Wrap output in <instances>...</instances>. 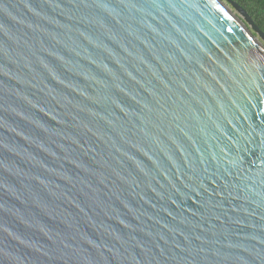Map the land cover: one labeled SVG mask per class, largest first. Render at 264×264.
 <instances>
[{"label": "water", "instance_id": "95a60500", "mask_svg": "<svg viewBox=\"0 0 264 264\" xmlns=\"http://www.w3.org/2000/svg\"><path fill=\"white\" fill-rule=\"evenodd\" d=\"M226 1L0 0V264H264V33Z\"/></svg>", "mask_w": 264, "mask_h": 264}, {"label": "trees", "instance_id": "16d2710c", "mask_svg": "<svg viewBox=\"0 0 264 264\" xmlns=\"http://www.w3.org/2000/svg\"><path fill=\"white\" fill-rule=\"evenodd\" d=\"M251 17L254 24L264 33V0H233Z\"/></svg>", "mask_w": 264, "mask_h": 264}, {"label": "rangeland", "instance_id": "374dc122", "mask_svg": "<svg viewBox=\"0 0 264 264\" xmlns=\"http://www.w3.org/2000/svg\"><path fill=\"white\" fill-rule=\"evenodd\" d=\"M230 9H231V11L236 15V17H238L239 19H241L243 22H244V18L241 16V14H239L233 7H232V5L230 4V3H228L226 0H222ZM249 29H250V27H249ZM251 32L255 35V36H257L258 37V35H256L252 30H251ZM259 38V37H258ZM260 39V38H259ZM260 41H261V39H260ZM264 44V43H263Z\"/></svg>", "mask_w": 264, "mask_h": 264}]
</instances>
